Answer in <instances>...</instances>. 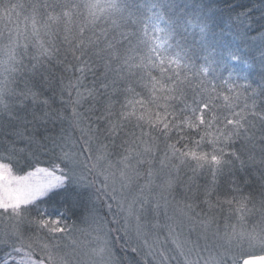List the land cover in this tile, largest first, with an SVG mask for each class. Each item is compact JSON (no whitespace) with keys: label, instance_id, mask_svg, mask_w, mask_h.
<instances>
[{"label":"snow or ice","instance_id":"1","mask_svg":"<svg viewBox=\"0 0 264 264\" xmlns=\"http://www.w3.org/2000/svg\"><path fill=\"white\" fill-rule=\"evenodd\" d=\"M251 13L0 0V264H264Z\"/></svg>","mask_w":264,"mask_h":264},{"label":"trees","instance_id":"2","mask_svg":"<svg viewBox=\"0 0 264 264\" xmlns=\"http://www.w3.org/2000/svg\"><path fill=\"white\" fill-rule=\"evenodd\" d=\"M176 3L188 5H201L206 10L215 13V18L220 27L230 28L232 27V22L236 20V17L240 13H244L249 9H252V19L249 23V30L246 34L237 35L235 32L230 33V39L234 43H240L243 45L245 40L252 42L255 41L256 45L259 44V35L264 28L261 27V24H264V21L261 20V6H264V0H175ZM220 27L214 29L215 32L220 31ZM192 29H190V32ZM195 31L198 32V29ZM198 39V37H197ZM252 56L256 58V61L259 60L260 51L258 47L252 49L251 56L249 59V64L253 66L254 71H259L258 62L252 60ZM42 99V98H41ZM67 99V97H65ZM57 103L55 107H59ZM67 114V113H65ZM22 174V173H17ZM203 182V181H201Z\"/></svg>","mask_w":264,"mask_h":264},{"label":"rangeland","instance_id":"3","mask_svg":"<svg viewBox=\"0 0 264 264\" xmlns=\"http://www.w3.org/2000/svg\"><path fill=\"white\" fill-rule=\"evenodd\" d=\"M193 238H194V236H193ZM201 243H203V241H201Z\"/></svg>","mask_w":264,"mask_h":264}]
</instances>
